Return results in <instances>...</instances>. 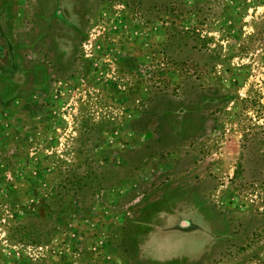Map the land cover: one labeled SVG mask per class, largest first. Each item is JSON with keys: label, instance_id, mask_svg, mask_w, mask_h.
I'll return each mask as SVG.
<instances>
[{"label": "rangeland", "instance_id": "374dc122", "mask_svg": "<svg viewBox=\"0 0 264 264\" xmlns=\"http://www.w3.org/2000/svg\"><path fill=\"white\" fill-rule=\"evenodd\" d=\"M120 1L0 0V264H264V0Z\"/></svg>", "mask_w": 264, "mask_h": 264}, {"label": "trees", "instance_id": "16d2710c", "mask_svg": "<svg viewBox=\"0 0 264 264\" xmlns=\"http://www.w3.org/2000/svg\"><path fill=\"white\" fill-rule=\"evenodd\" d=\"M145 0H121L120 2L125 3L127 5H129L130 3H133L134 5L137 6V12L138 15L140 17L141 20H143V22H145V24H151L152 22H149V20H147V18L143 15V3ZM172 2V4L170 5L167 4L166 7L169 8L170 12L172 13V8L170 9V7H172L174 5V3L177 0H170ZM122 8H124V5H121ZM4 11H0V73L4 74V73H8L10 79H13L12 74H14V72L16 71L14 68V72H11L10 70L5 71V65L7 64L8 67H10L11 62H10V55H11V51H12V47L10 44V40L7 38V30L6 27L4 26V24L2 23V19H4ZM5 23V22H4ZM183 50H186V48H184ZM208 65V64H205ZM207 102L209 100H206ZM172 105V103L170 104ZM203 105L201 104V109H202ZM200 107L196 106H188V107H182L179 110H175L174 112H169L168 110L166 112H163V116H164V122L169 125V123H171L170 125L172 126H176V125H180L182 127H187L188 126L192 127L193 123H192V118L198 114L199 110H201ZM180 112V114L178 113ZM178 123V124H177ZM88 180V178H80L78 181V184L81 186H87L88 182H86ZM85 181V182H84ZM76 194H78V192H76ZM61 196L57 195L55 197H53V200L55 202H59L60 201ZM20 230V233L24 234L23 236L30 238V239H38V236L41 234V224L36 223V224H31L30 225H24V226H19L18 228ZM32 245H40V243L36 242L35 240H33ZM35 264H40L39 260H35Z\"/></svg>", "mask_w": 264, "mask_h": 264}, {"label": "flooded vegetation", "instance_id": "af4514ba", "mask_svg": "<svg viewBox=\"0 0 264 264\" xmlns=\"http://www.w3.org/2000/svg\"><path fill=\"white\" fill-rule=\"evenodd\" d=\"M4 9H2V10H0V11H3ZM56 18H58L59 19V21H61L62 19H64L63 18V16H64V14H63V16L61 15V14H59V9H57L56 10ZM4 14H5V11H4ZM59 14V15H58ZM1 21H3V22H5V15H4V19H2ZM51 20H49V22H48V20H46V23L48 24V27L49 26H51L52 25V23L50 22ZM62 22V21H61ZM4 24V23H3ZM41 31H38L36 34L33 32V34H34V36H35V42L37 41V40H41L40 39V37L41 38H45V33H46V31H44L41 27L39 28ZM34 31V30H33ZM43 41H44V39H43ZM10 44H11V47H12V51H11V55H10V62H11V65H10V67H6L5 69L8 71V70H10L11 72H14V68H15V72H14V74H12V77H13V79H14V81L13 82H15L16 84H21V82L22 81H19V80H17V79H21V80H23L24 79V76H25V78H26V75H25V73L23 72V68L21 67V66H18V64H19V61H21L20 59H19V54H17V52L15 51V46H14V44L10 41ZM4 69V70H5ZM184 232H186V233H195V232H197V231H199V229H198V227H197V224H195V223H193L192 221H187L186 223H183V225H182V227H180Z\"/></svg>", "mask_w": 264, "mask_h": 264}]
</instances>
